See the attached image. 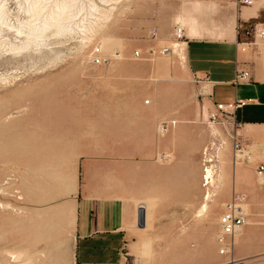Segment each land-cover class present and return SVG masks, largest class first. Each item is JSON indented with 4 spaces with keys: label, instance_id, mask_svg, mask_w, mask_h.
I'll return each mask as SVG.
<instances>
[{
    "label": "rangeland",
    "instance_id": "rangeland-1",
    "mask_svg": "<svg viewBox=\"0 0 264 264\" xmlns=\"http://www.w3.org/2000/svg\"><path fill=\"white\" fill-rule=\"evenodd\" d=\"M3 1L0 264H75L78 201L131 202L125 178L130 154L155 149V135L171 132L192 134L199 149L198 204L185 203L191 197L185 189L178 203H161L172 195L166 182L164 200L157 203L150 198L156 197V188L147 189L146 182L132 190L142 197L136 199H145L132 200L144 216L133 226L126 264H225L229 259L232 264H264V178L256 173L264 157L257 165L244 150L234 152L230 125L211 118L215 110L192 80L184 55L179 59L184 53L159 51L162 46L174 49L172 30L182 23L179 16L201 30L198 25L208 14L202 2L77 0L80 10L65 31L51 28L38 44L13 51L12 45L28 41L30 23L16 0ZM20 23L19 35L15 29ZM96 48L107 59L104 64H93ZM161 122L168 123L166 130L160 129ZM172 143L187 142H164L165 154L171 155ZM161 158L169 163L171 157ZM207 165L214 170L213 195L198 217L208 187L203 185ZM236 165L241 187L232 183ZM232 198L245 221L223 243L218 219ZM145 241L150 242L147 253ZM226 245L229 257L220 253Z\"/></svg>",
    "mask_w": 264,
    "mask_h": 264
},
{
    "label": "crops",
    "instance_id": "crops-1",
    "mask_svg": "<svg viewBox=\"0 0 264 264\" xmlns=\"http://www.w3.org/2000/svg\"><path fill=\"white\" fill-rule=\"evenodd\" d=\"M195 2H202L201 6L208 14L204 15V25H198L201 29L199 32L192 21L185 22L182 16L178 17L182 22L180 24L187 25L184 64L192 80L197 76L207 75V80L199 85L214 110L215 103L242 101L236 108L235 120L224 122L231 127V139L238 141L240 150L250 155L252 164L258 165L260 158L264 157V53L241 51L236 43L245 39L240 30L248 20L264 21V0H252L250 5L243 4L240 0ZM209 16L214 17L211 22ZM237 68L249 70L250 81L235 83ZM191 135L178 132L156 134L155 149L148 147L140 149L139 154H130V159L126 162L125 178L133 201L145 200L136 199L141 195L132 192L138 187L142 188L144 182L147 189L156 188V197L150 196L154 203L159 202V198L164 200L166 182V187L171 188L172 195H167L171 200L167 198L166 202L161 203H178L180 190L185 189L187 196L191 194L185 203L198 204L196 190L200 174L196 160L199 149L192 143ZM167 141L187 143L184 146L172 143V147L167 150L171 155H168L164 149V142ZM148 156L155 157V160ZM162 156L171 157L168 159L170 162H163ZM237 167L238 165L233 170L232 183L234 187H241V168ZM146 196L148 197L147 194ZM132 200L124 202L115 198L107 202H95L85 197L78 201L73 230L75 264H126L128 252L125 250L133 238V226L138 223L137 211L142 210V215L144 214V209L137 207L136 201L133 203Z\"/></svg>",
    "mask_w": 264,
    "mask_h": 264
},
{
    "label": "built area",
    "instance_id": "built-area-1",
    "mask_svg": "<svg viewBox=\"0 0 264 264\" xmlns=\"http://www.w3.org/2000/svg\"><path fill=\"white\" fill-rule=\"evenodd\" d=\"M241 3L250 5L252 0H240ZM244 36V40H240L236 43L238 49L241 51L252 50L258 54L264 53V21L257 22L248 20L245 26L240 30ZM152 35L156 37V32H152ZM172 39L179 43H185L187 37L185 35V28L180 23H176L172 30ZM150 52H154V48H149ZM163 54L172 52L170 46H162L159 50ZM134 56H139V51L134 52ZM107 61L106 58L99 55V49L96 48L95 55L92 58V62L95 65L104 64ZM251 79V74L247 69H236L234 82H248ZM195 82L200 84L201 82L207 80V75L202 77H196ZM242 101L229 102V103H215V112L211 114V118L214 120H235V111L238 105H241ZM175 121H171L170 124H174ZM168 126L167 122H163L160 125V129L166 130ZM234 152H240V144L238 141L233 140ZM256 173L259 177L264 178V165L260 164L256 167ZM237 198H232V201L228 204L226 212L223 213L219 219L218 223L221 228L220 241L224 243L226 237L234 236L240 232V228L244 224V217L237 211L236 201ZM230 252V245L224 246L220 251L221 254L227 255ZM234 261L229 259L225 264H232Z\"/></svg>",
    "mask_w": 264,
    "mask_h": 264
},
{
    "label": "bare ground",
    "instance_id": "bare-ground-1",
    "mask_svg": "<svg viewBox=\"0 0 264 264\" xmlns=\"http://www.w3.org/2000/svg\"><path fill=\"white\" fill-rule=\"evenodd\" d=\"M16 2H18L19 8L26 14V17L28 18L26 22L30 23L29 24L30 27L28 29V34H27L28 41L22 43L21 45H12L11 49L13 51H19L21 49H25L32 43L38 44V42H40L42 38L45 36L46 31H48L51 28H55L57 33H61L65 31L69 26L70 19L74 16V12L80 10V8H78L77 6V0H16ZM6 18H7L6 2L0 0V26L6 23ZM22 23L17 25L15 29L17 34L19 35L23 33ZM0 31H1V27H0ZM170 47H172V45ZM184 48H185V43H179L174 45V49L172 51H178L180 53L183 52ZM183 55L184 54H179L180 60H182ZM235 163L237 164L236 159H235ZM203 181H204L203 185L204 186L207 185L208 187L205 191L203 202L198 210L197 213L198 217L203 216V214L207 211L208 202L212 200L211 198L213 193L209 190V187L213 186L215 182L213 166L211 165L206 166L203 173ZM149 248H150V242L149 241L143 242V246H142L143 252L147 253Z\"/></svg>",
    "mask_w": 264,
    "mask_h": 264
},
{
    "label": "water",
    "instance_id": "water-1",
    "mask_svg": "<svg viewBox=\"0 0 264 264\" xmlns=\"http://www.w3.org/2000/svg\"><path fill=\"white\" fill-rule=\"evenodd\" d=\"M142 217H143V215H142V213H140V214L138 215V218H139L138 221H139L140 224L142 223V222H141V221H142Z\"/></svg>",
    "mask_w": 264,
    "mask_h": 264
}]
</instances>
